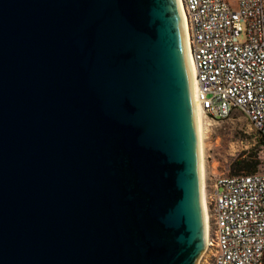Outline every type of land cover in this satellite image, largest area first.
Here are the masks:
<instances>
[{
  "label": "water",
  "instance_id": "water-1",
  "mask_svg": "<svg viewBox=\"0 0 264 264\" xmlns=\"http://www.w3.org/2000/svg\"><path fill=\"white\" fill-rule=\"evenodd\" d=\"M203 113L181 0H0V264H199Z\"/></svg>",
  "mask_w": 264,
  "mask_h": 264
},
{
  "label": "built area",
  "instance_id": "built-area-1",
  "mask_svg": "<svg viewBox=\"0 0 264 264\" xmlns=\"http://www.w3.org/2000/svg\"><path fill=\"white\" fill-rule=\"evenodd\" d=\"M182 3L204 117L241 112L264 136V0H238L236 11L227 0ZM214 188V264H264V174L222 177Z\"/></svg>",
  "mask_w": 264,
  "mask_h": 264
},
{
  "label": "rangeland",
  "instance_id": "rangeland-1",
  "mask_svg": "<svg viewBox=\"0 0 264 264\" xmlns=\"http://www.w3.org/2000/svg\"><path fill=\"white\" fill-rule=\"evenodd\" d=\"M233 10H238V0H227ZM255 162L261 165L258 172L264 174V145L262 135L250 124L241 112H234L225 120H213L204 117L203 161L204 195L214 191L215 183L222 177L234 176L232 165L235 160ZM207 211L211 206L207 204ZM211 225L213 226L212 222ZM199 264H214V256L207 249Z\"/></svg>",
  "mask_w": 264,
  "mask_h": 264
},
{
  "label": "trees",
  "instance_id": "trees-1",
  "mask_svg": "<svg viewBox=\"0 0 264 264\" xmlns=\"http://www.w3.org/2000/svg\"><path fill=\"white\" fill-rule=\"evenodd\" d=\"M262 137L264 145V136ZM260 165L261 162L259 160H256L255 162H248L246 160L237 159L232 165V173L234 176L261 174L258 172Z\"/></svg>",
  "mask_w": 264,
  "mask_h": 264
},
{
  "label": "bare ground",
  "instance_id": "bare-ground-1",
  "mask_svg": "<svg viewBox=\"0 0 264 264\" xmlns=\"http://www.w3.org/2000/svg\"><path fill=\"white\" fill-rule=\"evenodd\" d=\"M182 2V0H181ZM183 4V3H182ZM184 8V7H183ZM186 21H187V18H186ZM187 27H188V22H187ZM188 32H189V27H188ZM193 60V59H192ZM193 65H194V62H193ZM194 70H195V75H196V69H195V65H194ZM203 128H204V115H202V149H203ZM204 200L205 199V195H204ZM205 207H206V211H207V204H206V201H205ZM207 216H208V226H209V214H208V211H207ZM209 246V244H208Z\"/></svg>",
  "mask_w": 264,
  "mask_h": 264
}]
</instances>
